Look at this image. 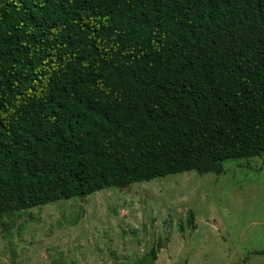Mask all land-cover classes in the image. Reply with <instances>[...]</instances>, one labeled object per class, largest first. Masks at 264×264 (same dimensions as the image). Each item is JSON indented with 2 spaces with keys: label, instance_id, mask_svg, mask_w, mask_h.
<instances>
[{
  "label": "trees",
  "instance_id": "1",
  "mask_svg": "<svg viewBox=\"0 0 264 264\" xmlns=\"http://www.w3.org/2000/svg\"><path fill=\"white\" fill-rule=\"evenodd\" d=\"M263 156L264 0H0V217Z\"/></svg>",
  "mask_w": 264,
  "mask_h": 264
},
{
  "label": "rangeland",
  "instance_id": "2",
  "mask_svg": "<svg viewBox=\"0 0 264 264\" xmlns=\"http://www.w3.org/2000/svg\"><path fill=\"white\" fill-rule=\"evenodd\" d=\"M263 161L10 213L0 217V264H264Z\"/></svg>",
  "mask_w": 264,
  "mask_h": 264
}]
</instances>
